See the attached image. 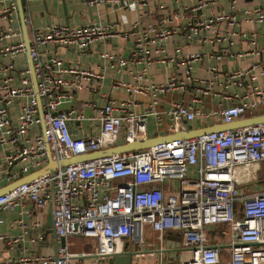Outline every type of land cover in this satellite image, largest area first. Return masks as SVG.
<instances>
[{"label": "built area", "instance_id": "2783aa9c", "mask_svg": "<svg viewBox=\"0 0 264 264\" xmlns=\"http://www.w3.org/2000/svg\"><path fill=\"white\" fill-rule=\"evenodd\" d=\"M25 1V10L32 0ZM46 1V0H41ZM85 5L100 6L109 0H81ZM131 10H139L146 0H113ZM214 0H199L190 8L198 11ZM256 19L264 18V10H253ZM5 20L0 25V147L5 150L8 177L25 176L44 167L48 155L60 160L107 147L149 137L152 118L156 127L166 123L168 133L186 129L195 118L220 117L230 123L264 107V87L255 84L260 64L228 72L222 86L247 87L242 93H224L217 109L206 111V99L216 94L217 68L208 76L195 78L192 62L199 52L183 54L175 49L169 55L166 43L179 30L182 15L172 11L145 27L140 21L127 30L114 29L111 23L88 22L72 27L68 24L34 27L25 16L36 80L34 90L30 67L16 68L14 59L26 54L15 0L0 9ZM141 19V16H140ZM225 22L231 28L235 18L221 12L197 18L188 23L184 40L189 42L202 32L212 31L216 41L222 36L216 28ZM230 32V31H229ZM228 32V33H229ZM231 35V33H229ZM264 34V31H263ZM114 39L132 41L129 59L118 57L115 65L124 67L129 61H143L145 67L136 74V83L119 81L127 93L148 96L144 110H130L132 100L110 97L97 108L90 120L99 121V130L83 136L71 132L69 122L80 121L78 114L64 112L77 92L88 89L93 78H103L96 70L66 65L57 51L74 48L84 52L94 42ZM43 48V49H41ZM260 54V51H256ZM115 58L110 52L100 53L102 61ZM175 63V73L163 82L152 81L145 74L153 63ZM98 64L96 69L101 68ZM15 73V74H14ZM71 75L72 77H64ZM261 75L264 80V65ZM170 91L198 92L191 102L174 100L169 107L158 110L159 96ZM19 99L17 122L14 125L9 107ZM198 103L200 106H195ZM57 111H62L55 114ZM264 162V122L231 130H215L185 139L158 142L137 151L71 163L22 182L0 195V211L12 210L32 203L35 208L47 205L53 209L52 228L58 244L50 255L10 257L0 264H71L73 258H91L99 262L126 250V239H132L136 224L149 225L162 234L177 231L182 248L178 264H264V190L244 195L239 185L253 178L254 166ZM224 225L222 233L228 239L229 260L223 261L217 247L208 245L205 228ZM24 231L9 238L8 243L25 240L29 226L20 220ZM90 238L95 248L73 253L69 238ZM5 237L0 236V239ZM64 242L60 245V240ZM43 235L30 236L31 243H40Z\"/></svg>", "mask_w": 264, "mask_h": 264}, {"label": "crops", "instance_id": "0c3cea01", "mask_svg": "<svg viewBox=\"0 0 264 264\" xmlns=\"http://www.w3.org/2000/svg\"><path fill=\"white\" fill-rule=\"evenodd\" d=\"M11 0H0V9L6 6ZM16 1V0H15ZM125 1V0H124ZM147 4L139 8V10H131L122 5L116 4L113 0H109L100 6H87L81 0H32L29 2L27 10L24 11L25 16H29L34 27L42 28L46 25L68 24L72 27L80 26L88 22L111 23L114 29L127 30L135 22L141 23L145 27L149 23H154L160 17L168 16L172 11L182 15L179 23V30L173 34L166 43L169 55H174L175 49H180L183 54L190 52H199L201 57L192 62L191 73L195 78H203L208 76V70L211 67L217 68V76L215 80L216 94L206 99L204 109H217L218 103L224 105L232 103L231 100H224L221 94L239 93L240 95L247 90V87L228 88L222 86V83L228 72L235 69L243 70L251 66L252 63L260 64L256 73L258 79L254 82L264 87L263 76L261 75L262 66L264 65V18L259 21L256 19L253 10L260 8L264 10V0H214L203 6L198 11H191L199 0H146ZM227 13L235 18L236 26L231 28L225 22L219 23L216 28L222 39L216 41L212 31L202 32L200 37L186 42L184 35L188 33V23L197 18L205 19L218 13ZM18 15V11H17ZM141 16V19H140ZM18 20L19 15H18ZM5 20L0 17V25ZM27 27V26H26ZM21 29V26H20ZM29 33L30 26L27 27ZM230 31V32H229ZM22 32V29H21ZM231 33V35L229 33ZM23 37V33H22ZM132 41H124L114 39L107 42H94L84 52H79L74 48H68L57 51L58 56L66 65L79 68L96 70L103 78H93L89 83V88L75 94V99L70 106L63 105L64 112L73 110L72 117L82 114L84 118L80 121L73 120L69 122L71 132L77 136L95 133L99 130V121L90 120L97 113V108H93L91 103L96 107H101L108 98L132 100L129 103L130 110L142 111L149 102L148 96L133 95L127 93L122 86L116 87L119 81L127 83H136V74L145 67V63L140 61L134 63L129 61L126 66L120 67L111 64L117 62V58L129 59L132 49ZM43 49V48H41ZM107 51L114 55L115 58L108 61L100 59V53ZM260 51V54H256ZM16 68L29 67V60L26 54L14 59ZM98 64H102L101 68L96 69ZM178 66L175 63L159 64L153 63L148 66L145 74L154 82H163L170 78L176 71ZM15 74V73H14ZM31 77V73H30ZM64 77H72L64 75ZM198 92H182L170 91L159 96L157 104L158 110L167 109L174 100H181L186 103L191 102L193 96ZM18 102L15 100L9 107L13 124L17 122ZM195 106H200L196 103ZM262 108V109H261ZM264 110V107H260ZM258 110V109H257ZM256 110V111H257ZM244 117H246L244 115ZM221 123L220 117L200 118L197 117L193 121L188 122L192 129L201 128L205 125ZM166 123L156 127L154 120L149 119L148 134L149 137L158 134H167ZM4 147H0V187H4L21 176L8 177L9 168L4 159ZM239 192L244 195L253 194L264 190V162L257 163L254 166L253 178L247 183L239 185ZM50 206L43 208H35L32 203L26 202L21 207L12 210L0 211V261L10 257L18 259L22 256L33 257L34 255H50L55 252L56 241L55 235L50 231L51 226H47V217L50 215ZM20 220L28 226L32 222H39L38 228H29L25 234V240L17 244L8 243L9 238H13L22 234L24 231L20 228ZM224 225L208 226L205 228L208 237V245L218 248L220 258L223 261L229 260V244L228 239L222 235ZM37 233L43 235L40 243H31L29 237ZM126 250L123 255L131 254L130 264H178L180 258V249L182 242L179 232L165 231L162 234L155 231L149 225L136 224L132 234V239H126ZM72 251V250H71ZM73 253H80L72 251ZM71 264H110L109 258L95 262L91 258H73Z\"/></svg>", "mask_w": 264, "mask_h": 264}, {"label": "water", "instance_id": "95a60500", "mask_svg": "<svg viewBox=\"0 0 264 264\" xmlns=\"http://www.w3.org/2000/svg\"><path fill=\"white\" fill-rule=\"evenodd\" d=\"M16 3H17V11H18L19 19H20V26H21L22 33H23V40H24V44L26 47V52H27V56H28V60H29V67H30V71H31V80H32L34 90L36 91V80H35V76L33 73L32 61H31L29 54H28L30 41H29L28 31H27V27H26V23H25V15H24L25 1L24 0H16ZM62 3H63V5H65L64 0H62ZM61 112L62 111H57L55 114H59ZM259 122H264V113L263 114H256V115H252V116H248V117L238 118V119H235L234 121H232L230 123H215L212 125H205L201 128H197V129H192V127L189 125L186 129L176 130L173 133H167L164 135L158 134V135L153 136V137H148L145 139H138V140H134L132 142L122 143L119 145L107 147V148L100 149L97 151L77 154V155L71 156L69 158H63L60 160L53 159L52 156L49 154L48 155V162L44 167H42L38 170H35V171H31V173H29L25 176H22L19 179L14 180L13 182L9 183L8 185H6L4 187H0V195L8 192L13 187L17 186L18 184H20L22 182L29 181L33 177H37V176H39L43 173H46V172H52L53 170L57 169L58 167L66 166V165L71 164V163L93 160L96 158L111 156L114 154H119V153L127 152V151H137L140 149L150 147V146H152L158 142H162V141H167V140H171V139L191 138V137L201 135V134H206V133H209V132L215 131V130H231V129H234L237 127L250 126V125H253V124H256ZM52 208L53 207L51 205L50 206L51 211H50V215L47 217L46 225L48 227L51 226L50 231L53 232V228H52L53 209ZM63 242H64V240L61 239L60 245H62ZM57 247H58V244L56 243L55 252L57 250ZM130 259H131V254H128V255L115 254L109 258V263L110 264H130Z\"/></svg>", "mask_w": 264, "mask_h": 264}, {"label": "rangeland", "instance_id": "374dc122", "mask_svg": "<svg viewBox=\"0 0 264 264\" xmlns=\"http://www.w3.org/2000/svg\"><path fill=\"white\" fill-rule=\"evenodd\" d=\"M222 233V231H221ZM222 235H224L222 233ZM70 242V249L72 251H77V252H89L92 251L95 248V243L92 239L90 238H77V237H72L69 238Z\"/></svg>", "mask_w": 264, "mask_h": 264}, {"label": "trees", "instance_id": "16d2710c", "mask_svg": "<svg viewBox=\"0 0 264 264\" xmlns=\"http://www.w3.org/2000/svg\"><path fill=\"white\" fill-rule=\"evenodd\" d=\"M262 109V108H261ZM264 113V110H260V109H258L257 111H254V112H247V113H245L244 115L246 116V117H248V116H252V115H256V114H263Z\"/></svg>", "mask_w": 264, "mask_h": 264}]
</instances>
